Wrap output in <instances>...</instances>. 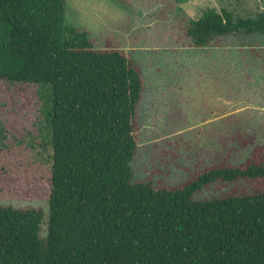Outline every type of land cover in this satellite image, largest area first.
I'll return each instance as SVG.
<instances>
[{
	"label": "trees",
	"instance_id": "obj_1",
	"mask_svg": "<svg viewBox=\"0 0 264 264\" xmlns=\"http://www.w3.org/2000/svg\"><path fill=\"white\" fill-rule=\"evenodd\" d=\"M66 14L67 0H0V80L48 90L53 149L49 211L0 205V264H264V145L237 132L252 147L239 164L228 151L177 185L137 178L142 68ZM188 34L197 48L264 35V13L210 9Z\"/></svg>",
	"mask_w": 264,
	"mask_h": 264
},
{
	"label": "rangeland",
	"instance_id": "obj_2",
	"mask_svg": "<svg viewBox=\"0 0 264 264\" xmlns=\"http://www.w3.org/2000/svg\"><path fill=\"white\" fill-rule=\"evenodd\" d=\"M210 9L255 18L264 0H67L68 25L96 49L123 50L142 68L140 144L131 164L139 179L177 185L228 151L239 164L252 147L233 144L237 132L264 145V35L219 37L197 48L188 29ZM48 96L45 87L0 80V205L49 211ZM220 188L197 198L232 185Z\"/></svg>",
	"mask_w": 264,
	"mask_h": 264
}]
</instances>
